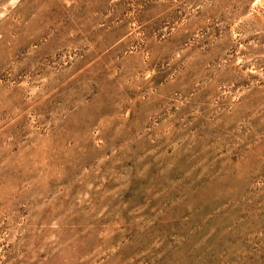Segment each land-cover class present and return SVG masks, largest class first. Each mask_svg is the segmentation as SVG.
Listing matches in <instances>:
<instances>
[{"label":"rangeland","instance_id":"374dc122","mask_svg":"<svg viewBox=\"0 0 264 264\" xmlns=\"http://www.w3.org/2000/svg\"><path fill=\"white\" fill-rule=\"evenodd\" d=\"M0 264H264V0H0Z\"/></svg>","mask_w":264,"mask_h":264}]
</instances>
